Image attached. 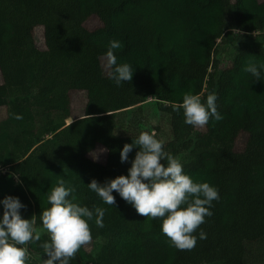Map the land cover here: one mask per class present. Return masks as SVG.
Here are the masks:
<instances>
[{"label": "trees", "instance_id": "1", "mask_svg": "<svg viewBox=\"0 0 264 264\" xmlns=\"http://www.w3.org/2000/svg\"><path fill=\"white\" fill-rule=\"evenodd\" d=\"M92 17L101 22L95 30L85 26ZM112 39L122 42L117 62L135 71L120 86L109 78L104 55ZM227 42L234 57L222 67L215 52ZM260 63L264 0H0V106L7 103L0 137L10 139L0 142V164L10 168L0 184H13L14 175L21 181L6 194L0 188V199L18 196L27 206L23 217L34 215L42 227L47 193L63 179L77 187L76 202L105 208L104 227L90 222L96 255L84 245L72 264H264V76L256 80L244 70ZM73 92H82L86 104L67 124ZM210 92L223 118L210 119L203 131L185 124L183 109L174 106L185 93L203 101ZM151 106L168 117L166 149L194 181L220 192L200 226L207 238L192 250L174 247L160 218L138 215L115 191L116 204L106 205L87 187L93 178L104 183L127 174L138 148L124 163L120 151L141 131L155 128L165 138L148 119L132 133L117 131L127 111ZM241 134L247 139L237 151ZM98 145L105 162L90 157ZM48 239L28 245L27 264H43L40 245Z\"/></svg>", "mask_w": 264, "mask_h": 264}, {"label": "clouds", "instance_id": "2", "mask_svg": "<svg viewBox=\"0 0 264 264\" xmlns=\"http://www.w3.org/2000/svg\"><path fill=\"white\" fill-rule=\"evenodd\" d=\"M121 47L120 40H109L104 54L110 69L109 78L117 86L132 81L135 72L130 64L117 62L115 50ZM244 70L256 80H261L264 63L249 64ZM217 101L215 92L208 93L203 101L199 94L185 93L182 103L174 106V110L183 109L185 124L193 128L204 127L210 119L223 118ZM16 118L22 117L18 115ZM165 144L155 128L141 131L120 151L121 163H124L129 160L133 148H138L127 174L104 183L93 178L87 187L110 206L116 204L115 191L138 215L160 218L161 232L174 247L192 250L198 240L207 238V233L200 226L213 215V202L220 200V192L218 187L207 181H194L184 171L180 159L167 150ZM16 179L21 182L18 177ZM76 191L75 185H66L61 179L47 193L50 206L40 214L42 230L49 236L40 245L43 254L47 255L43 264H72L80 248L92 239L90 222L94 219L97 227H104L106 209L81 205L76 202ZM0 205L3 207L0 215V264H27L31 256L28 245L41 239L42 230L37 228L34 215L30 219L23 217L21 210L27 206L18 196H5L0 199Z\"/></svg>", "mask_w": 264, "mask_h": 264}, {"label": "rangeland", "instance_id": "3", "mask_svg": "<svg viewBox=\"0 0 264 264\" xmlns=\"http://www.w3.org/2000/svg\"><path fill=\"white\" fill-rule=\"evenodd\" d=\"M101 22L96 18V17H92L90 18L85 26L89 29V30H95L96 28L100 27ZM35 42H36V46L39 49H45V42H44V38H43V30L42 27H37L35 29ZM221 44V41H218V45ZM229 42H227L226 44H224L223 46H219L217 51L215 52V57L216 58H220L222 60V67H228L230 65V63L232 62V59L234 57V54H229L227 52V46H228ZM104 63L105 60H104ZM0 83H1V75H0ZM25 100H29L30 98H24ZM22 100V99H21ZM156 99L151 97L149 99L148 102L150 103H154ZM6 104L7 103H3L0 106V121L4 122L5 118V110H6ZM86 104V98L85 95L82 92H73L72 93V116L71 118L67 119L66 123H70L73 119L78 118L79 116H81L83 114V110H84V106ZM121 114V113H120ZM146 119H148L150 121V127L153 124H157V125H161L162 126V131L164 132V137L163 139H167L168 137V117L164 116L162 114H158L157 113V109L155 106H151L149 109H146L145 107H135L129 111H127L124 115H122L121 120H120V124L117 127V131L120 133H132L135 130H138L140 128L144 127V123L147 122ZM197 130L203 131L204 127H198ZM246 139L247 136L245 134H241L237 140L236 143V150L237 151H243L244 147H245V143H246ZM9 136L8 134H2V136L0 137V142L4 143V142H9ZM103 150V151H102ZM94 155L96 158H94ZM106 156H107V151L104 147L98 145L96 147V149L90 154V157L96 161L99 162H105L106 160ZM10 168L8 166H3L2 164H0V175L4 174L6 172H9ZM16 175L13 176V184L12 183H8V184H0V188H1V192L3 194H6L7 192L11 191L12 188L14 187V185L17 183V179H16ZM38 229L42 230V227H37ZM44 236H48L47 232L45 230L41 231V238ZM49 237V236H48ZM99 244V241L93 243V242H89L85 245V249L87 252H91L94 255H96L97 253V248L96 246ZM40 258L42 259H46L47 255L46 254H42L40 255ZM35 260V259H34Z\"/></svg>", "mask_w": 264, "mask_h": 264}]
</instances>
